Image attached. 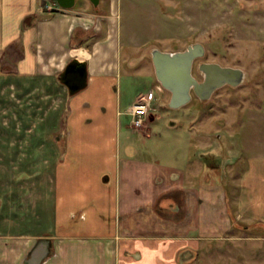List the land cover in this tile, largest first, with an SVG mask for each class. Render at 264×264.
<instances>
[{
    "label": "crops",
    "instance_id": "obj_1",
    "mask_svg": "<svg viewBox=\"0 0 264 264\" xmlns=\"http://www.w3.org/2000/svg\"><path fill=\"white\" fill-rule=\"evenodd\" d=\"M38 1L50 0H0V84L29 83L47 64L49 83L73 58L86 63L87 84L71 94L75 122L61 127L71 138L50 146L52 231L13 233V246L5 238L12 251L0 264H229L222 245L252 242L247 232L264 221V148L246 144L228 163L227 144L180 120L173 140H121L116 42L109 30L93 39L109 16L78 0L48 12Z\"/></svg>",
    "mask_w": 264,
    "mask_h": 264
},
{
    "label": "rangeland",
    "instance_id": "obj_2",
    "mask_svg": "<svg viewBox=\"0 0 264 264\" xmlns=\"http://www.w3.org/2000/svg\"><path fill=\"white\" fill-rule=\"evenodd\" d=\"M38 4L47 12L58 7L54 0ZM78 5L86 13L109 16V20L101 19L100 28L94 26L98 31L93 39L109 30L116 42L118 66L112 72L118 70V75L114 73L112 90L121 111V140L125 136L133 142L173 140L179 126L173 127L172 122L180 120L187 128L206 126V140L227 144L224 158L228 163L236 160L246 144L259 143L264 148V0H101L97 5L78 0ZM197 42L205 52L193 62L196 79H203L198 68L201 62H216L242 69L243 81L217 88L206 100L192 92L187 104L170 108V91L155 76L151 49L173 52ZM45 70L48 64L29 83L0 84V255L6 257L12 250L2 246L5 238H10L8 246L17 244L13 233L34 236L52 231L48 155L57 150L50 147L57 145V135L71 138L62 132L63 124L75 122L72 95L57 76L48 83ZM148 90L155 95L151 105L156 110L152 120L147 117L140 125L145 135L134 130L127 108L144 101ZM67 106L71 107L68 114ZM244 157L252 160L247 153ZM256 226L257 231L247 232L255 234L248 235L252 242L222 245V250L228 248L229 264H264V241H258L264 239V221Z\"/></svg>",
    "mask_w": 264,
    "mask_h": 264
},
{
    "label": "water",
    "instance_id": "obj_3",
    "mask_svg": "<svg viewBox=\"0 0 264 264\" xmlns=\"http://www.w3.org/2000/svg\"><path fill=\"white\" fill-rule=\"evenodd\" d=\"M63 7H72L75 0H55ZM97 5L99 0H90ZM205 49L201 43H193L183 50L163 51L151 49V59L154 72L161 86L170 91L168 106L179 108L187 104L192 92L201 100L208 99L211 94L223 85L237 86L244 78L242 69L222 66L216 62H201L198 66L203 73L199 81L192 75V65L196 58L204 55ZM58 79L68 87L70 94L83 89L87 84V69L84 61L71 59L59 74Z\"/></svg>",
    "mask_w": 264,
    "mask_h": 264
},
{
    "label": "built area",
    "instance_id": "obj_4",
    "mask_svg": "<svg viewBox=\"0 0 264 264\" xmlns=\"http://www.w3.org/2000/svg\"><path fill=\"white\" fill-rule=\"evenodd\" d=\"M154 99L153 91H149L144 101L132 104L128 107L127 113L131 117V125L134 129L138 130L144 120L151 115L156 109L151 105Z\"/></svg>",
    "mask_w": 264,
    "mask_h": 264
},
{
    "label": "bare ground",
    "instance_id": "obj_5",
    "mask_svg": "<svg viewBox=\"0 0 264 264\" xmlns=\"http://www.w3.org/2000/svg\"><path fill=\"white\" fill-rule=\"evenodd\" d=\"M152 48H156V47H152Z\"/></svg>",
    "mask_w": 264,
    "mask_h": 264
}]
</instances>
